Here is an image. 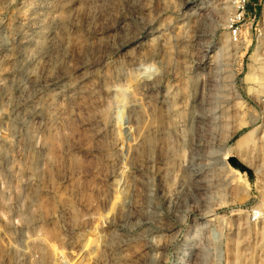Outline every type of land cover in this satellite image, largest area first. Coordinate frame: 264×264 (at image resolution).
Instances as JSON below:
<instances>
[{
    "label": "rangeland",
    "instance_id": "rangeland-1",
    "mask_svg": "<svg viewBox=\"0 0 264 264\" xmlns=\"http://www.w3.org/2000/svg\"><path fill=\"white\" fill-rule=\"evenodd\" d=\"M102 4L0 0V264H259L264 0L239 43L231 0Z\"/></svg>",
    "mask_w": 264,
    "mask_h": 264
},
{
    "label": "bare ground",
    "instance_id": "bare-ground-1",
    "mask_svg": "<svg viewBox=\"0 0 264 264\" xmlns=\"http://www.w3.org/2000/svg\"><path fill=\"white\" fill-rule=\"evenodd\" d=\"M102 1L103 0H88V5H89V7H88V9H87V11H86V14L88 15V16H90V15H92V14H95L97 11H99V10H102V8L104 7V6H106V5H103L102 4ZM64 6H63V9H65V11H69L68 9H69V5H65V4H63ZM61 7V9H62V5L60 6ZM48 10H49V8L50 7H46ZM227 8V7H226ZM228 9H229V7H228ZM193 10V7H189L188 8V13H189V11H192ZM191 13V12H190ZM186 15L188 16V15H190V14H187V12H186ZM189 18V17H188ZM50 19H51V21H50V23H56V24H59V25H63L64 23H63V21H64V19L63 18H61L59 15H53V16H51L50 17ZM40 21H36L35 22V25L33 26V28H34V35H31V34H29V35H27V39H26V42L27 43H32V41H35L36 40V37L38 36V38L40 39V38H44V37H46V36H48L47 35V32L44 30L45 28L39 23ZM46 34V35H45ZM51 34V33H50ZM55 38V37H54ZM38 40V39H37ZM36 40V43L39 41H37ZM150 41L148 42L149 43V45H152L155 41H156V37L155 36H152L150 39H149ZM38 51V50H37ZM35 54H37V55H35ZM28 55V56H27ZM27 55H25V57H27V58H29V59H27V58H25L26 60H28L29 62H28V64L26 65V68L27 67H30V66H32V64H33V61L34 60H36V59H40V58H42V56L40 57L39 55H38V53H36V52H33V53H31V54H27ZM21 70V69H20ZM24 70V69H23ZM28 70V69H27ZM259 70H260V73H256V74H253V80L256 82V84L259 86V88H261V91H263V93H264V63H261V65H260V67H259ZM26 71V70H25ZM25 71H24V73H25ZM32 71L34 72V70H28V72H31L32 73ZM27 73V72H26ZM35 86V85H34ZM24 88V87H23ZM25 90V89H24ZM149 100H150V97H149ZM151 100L153 101L154 99L153 98H151ZM134 107H137V104H134L133 105ZM137 112H139L138 110H137ZM140 113V112H139ZM260 127H261V125H260ZM262 127H264V122H263V124H262ZM172 127H171V125H169V124H166V125H162V126H152V127H149L147 130H146V132L147 133H145V131H143V133H142V136H139V137H136L135 139H133V140H131L132 142H131V146H133V145H135V146H141L143 143H144V140H145V138H146V136H147V134H150V133H152V134H158V136H160V137H162V138H170L171 137V135H172V129H171ZM258 129H259V127H256L254 130H252V131H250V132H248V133H246L244 136H242L241 137V139L239 140V142H238V147H239V152L241 153V152H243V153H241L240 155H243L244 153H245V151L247 152V150H249L250 148H254L255 146H257L256 145V143L257 142H261V145L263 146V148H264V128H262V135L259 137V139L257 140L256 139V135H257V132H258ZM264 151V150H263ZM230 155V154H229ZM228 156V155H227ZM252 156V155H251ZM248 157V156H247ZM263 157V156H262ZM264 159V158H263ZM250 160V159H249ZM263 161V160H262ZM264 162V161H263ZM261 163V164H255L256 165V168L257 169H259V172H262V171H264V163ZM254 164V163H253ZM254 165V166H255ZM9 188H11L10 186H9ZM123 203L125 204V201L123 200ZM259 213H261V218L264 220V197H263V202L259 205ZM247 229V228H246ZM245 229V231H244V234H248V230H246ZM261 238L263 239V241H264V231H261ZM236 243H237V249H236V252H235V259L237 260V262L242 258V254H241V252H239V251H237V250H239L240 248H239V241H237V239H236ZM242 246V245H241ZM244 246V245H243ZM15 248V247H14ZM241 251V250H240ZM112 256V258H110V262L109 263H107V264H117V263H119L120 262V258H118V255L115 253V252H113V253H110V257ZM244 257H247L246 255L244 256ZM249 258V257H248ZM245 261H243L241 264H247V261H246V263H244ZM259 264H264V258L262 259V260H260L259 261Z\"/></svg>",
    "mask_w": 264,
    "mask_h": 264
},
{
    "label": "built area",
    "instance_id": "built-area-1",
    "mask_svg": "<svg viewBox=\"0 0 264 264\" xmlns=\"http://www.w3.org/2000/svg\"><path fill=\"white\" fill-rule=\"evenodd\" d=\"M249 0H231L232 14L228 21V30L231 41L233 43H239L242 38V28L247 22V5ZM1 106V104H0ZM1 114V110H0ZM2 133L0 131V141L2 140ZM1 187V181H0ZM261 219V213L259 211H252L250 216L251 222H257Z\"/></svg>",
    "mask_w": 264,
    "mask_h": 264
},
{
    "label": "crops",
    "instance_id": "crops-1",
    "mask_svg": "<svg viewBox=\"0 0 264 264\" xmlns=\"http://www.w3.org/2000/svg\"><path fill=\"white\" fill-rule=\"evenodd\" d=\"M253 5H254V3H253Z\"/></svg>",
    "mask_w": 264,
    "mask_h": 264
}]
</instances>
